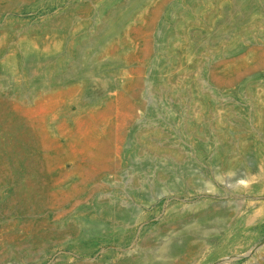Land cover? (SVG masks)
Returning <instances> with one entry per match:
<instances>
[{
	"label": "rangeland",
	"instance_id": "rangeland-1",
	"mask_svg": "<svg viewBox=\"0 0 264 264\" xmlns=\"http://www.w3.org/2000/svg\"><path fill=\"white\" fill-rule=\"evenodd\" d=\"M0 264H264V0H0Z\"/></svg>",
	"mask_w": 264,
	"mask_h": 264
},
{
	"label": "bare ground",
	"instance_id": "bare-ground-1",
	"mask_svg": "<svg viewBox=\"0 0 264 264\" xmlns=\"http://www.w3.org/2000/svg\"><path fill=\"white\" fill-rule=\"evenodd\" d=\"M253 218H254V217H253ZM251 220H252V219H251ZM251 220H250V221H251ZM247 225H248V224H247Z\"/></svg>",
	"mask_w": 264,
	"mask_h": 264
}]
</instances>
